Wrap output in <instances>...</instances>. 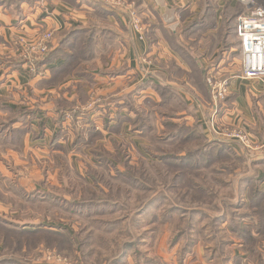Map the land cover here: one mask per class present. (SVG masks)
<instances>
[{
    "label": "rangeland",
    "instance_id": "obj_1",
    "mask_svg": "<svg viewBox=\"0 0 264 264\" xmlns=\"http://www.w3.org/2000/svg\"><path fill=\"white\" fill-rule=\"evenodd\" d=\"M244 3L248 8V0ZM137 19L141 30L130 22L131 27L144 32ZM229 33L219 43L204 42L219 47L216 55L202 57L207 68L196 57H186L191 67L186 71L168 56H138L136 88L120 95L98 92L93 73L99 62L112 58L108 43L106 48L98 38L77 43L79 55L67 58V65L58 66L65 70L50 72L43 83L57 87L42 98L54 104L55 139L66 144L56 146L50 162L40 157L38 168L12 160L0 168V214L19 224L65 231L41 233L39 244L6 239L0 264H264V81L235 77L241 71L240 47L232 29ZM178 43L190 49L192 42ZM18 47L23 55L16 59L40 56L23 52L19 40ZM221 58L224 67L218 65ZM210 76L258 92L245 94L247 110L232 114L231 124L224 122L228 117L221 120L225 110L213 115L211 90L201 82ZM68 77L72 81L58 88ZM190 82L199 96L193 103L184 99L193 93ZM228 96L227 85L222 108L231 106ZM42 104L34 101L30 112ZM208 108L205 129L197 114ZM177 157L184 165L176 166ZM36 169L39 186L48 190L39 187L44 194L29 199L20 191L19 177L32 184ZM250 198L260 207H252Z\"/></svg>",
    "mask_w": 264,
    "mask_h": 264
},
{
    "label": "crops",
    "instance_id": "obj_2",
    "mask_svg": "<svg viewBox=\"0 0 264 264\" xmlns=\"http://www.w3.org/2000/svg\"><path fill=\"white\" fill-rule=\"evenodd\" d=\"M244 1L0 0V122L5 123V127L0 129V155L1 151H5V154L1 155L3 158L0 156V168L2 165L7 166L11 160L14 164L30 162L33 169L34 167L38 168L40 157H45L43 160L46 163L50 162V157L56 152V146L66 144L55 139L58 130L52 121L55 107L53 103L50 105L43 99L47 93L56 92V86L44 87L43 83L49 79L51 69L60 66L64 59L59 57L52 62L42 64L38 71L44 72L45 76L41 78V72L37 71L39 74L32 72V66L28 62L16 59L18 54L23 55L18 47L20 38L32 40L41 31L52 30L54 38L50 45L51 49H54L57 45L56 40L63 31L74 28L85 29L78 39L98 38L104 42L105 48L108 43L107 48L110 49L112 57L108 60L105 58L103 63L99 62L93 70L96 75L98 92L103 95L110 92L120 95L126 90L131 92L136 88L139 69L136 58L140 55L156 53L165 59L168 56L170 60H173L172 64L180 65L182 70L186 71L191 68L185 61L186 57L191 58L192 61L196 57L199 59V64L207 68L208 63L204 62L202 57L206 54L216 55L215 52L219 47L215 50L209 48L204 42L210 39L215 42L218 40L216 43H219L220 38L227 37L226 24L233 26L235 16L247 9ZM132 9H135L133 11L140 18L144 32L139 33L131 27L129 11ZM184 39L192 42L190 49L173 46ZM170 40L177 42L173 41L171 45ZM230 50L233 49L230 48ZM221 53L222 57H225L228 52L222 50ZM213 57L210 59L212 60ZM224 62L225 59L221 58L218 65L223 66ZM122 66H124V70ZM223 67L222 69H224ZM149 68L153 71L152 66ZM105 70L112 71L113 74ZM122 70L123 73H121ZM139 73H141L140 70ZM235 77L243 79L239 75ZM170 78L175 80L173 76ZM72 79L71 77L66 78L58 88L67 86ZM150 80L151 84L157 82L154 79ZM187 84L189 88L194 89L190 94L193 96L184 94V99L187 103L189 101L193 103L194 99L197 100L199 97L197 87L192 82ZM238 88L231 83L228 84V98L231 100V106L222 108L226 113L221 118V120H225V117H228L229 121H224L228 124L232 122L230 117L233 116L232 114L247 110L248 102L245 94L248 95L249 91L252 95L258 93L251 89L243 91ZM240 96L242 100L239 103L244 102L243 107L238 103ZM37 100L40 103L43 101V104L34 113H31L34 101ZM227 101L229 102V100ZM207 110L209 108L204 109L202 114H197V121L205 129L208 128L206 116L209 113ZM23 111L26 113L24 114ZM209 120L211 122V118ZM214 132L217 130L215 129ZM42 153L45 155L40 156ZM260 161L264 162V153ZM10 166L12 165H9V168ZM33 173L30 180L32 184L28 183L29 179L21 178L22 175L19 177L20 191L26 198L39 199L44 194L40 193V189H38L40 187L38 184L41 177L40 171L36 169L33 170ZM1 182L2 180H0ZM47 182L55 184V179L51 180V177H48ZM41 190L48 189L41 188ZM222 228H224L223 225L220 230Z\"/></svg>",
    "mask_w": 264,
    "mask_h": 264
},
{
    "label": "built area",
    "instance_id": "obj_3",
    "mask_svg": "<svg viewBox=\"0 0 264 264\" xmlns=\"http://www.w3.org/2000/svg\"><path fill=\"white\" fill-rule=\"evenodd\" d=\"M129 20L133 28L140 31L139 21L135 11H129ZM235 35L239 40L241 71L243 79H258L264 81V6L248 0L247 11L239 14L235 20ZM53 38L52 30H43L32 40L19 39L24 52L34 55H42L49 49ZM207 83L211 88L213 103V115L222 109L220 101L225 98L227 91V79H216L210 76ZM214 120V116L211 117ZM234 135V134H232ZM240 137L239 135H234ZM241 139V138H240ZM245 141V139H241Z\"/></svg>",
    "mask_w": 264,
    "mask_h": 264
},
{
    "label": "trees",
    "instance_id": "obj_4",
    "mask_svg": "<svg viewBox=\"0 0 264 264\" xmlns=\"http://www.w3.org/2000/svg\"><path fill=\"white\" fill-rule=\"evenodd\" d=\"M257 1L259 3H261V5L262 4L264 5V0H257ZM235 18H236V16H235ZM226 27H227L226 31L228 32L226 36H228L230 34L229 33L230 29H232V34L233 33L235 34V20L233 22V26L226 24ZM82 32H85V29L74 28V29H68L66 31H63L62 33H60L57 45L54 49H51V47H50L46 53L40 55L37 59L20 58L19 60L21 62H28V64H30L32 66V69H33L32 72L38 71L39 67H41L42 64L47 63V62H52L55 58H59V57H62L64 59V62L62 64H64L63 66H65L68 64L67 58L72 57V56H77L78 52L74 53V50H75L74 48L78 46L77 43H79L80 41H83L84 39L87 41L91 40L90 38L78 39L79 35H81ZM173 46H175L176 48H186L184 46L181 47L179 45V43H177ZM239 52H240V48H239ZM59 68L60 67H55V68L51 69V72H53V74L55 75L56 73L65 70V68L64 69L63 68L59 69ZM201 82H203L202 86H205L208 89V91L211 90L210 86L207 85L205 78ZM158 159H161L162 161L163 160L166 161L165 157H158ZM174 159L177 162L176 166L184 165V163L182 164V162H180L181 160H179V157L174 158ZM178 176H179V174L175 175L173 177V179L175 180ZM259 191L260 190L257 188L256 192H259ZM260 192H262V191H260ZM256 199H260V198H256ZM250 201L252 202L251 203L252 207H255V206L260 207L259 203H257L255 199L252 200V198H250ZM64 231H65V229L60 228V227L50 228V227H45L44 225H40V224H38V225L19 224V223L15 222L14 220L6 218L4 215L0 214V248H2L4 246L3 244L6 243V239H9L12 237L20 239V241H26L27 240V241L34 242L36 240V241H38V244H39L40 243L39 238H40L41 233H47V234H50V236H56L58 234H61ZM13 241H14V239H13ZM38 244H35V245L32 244L31 247L34 248ZM19 246H21V245H19Z\"/></svg>",
    "mask_w": 264,
    "mask_h": 264
},
{
    "label": "water",
    "instance_id": "obj_5",
    "mask_svg": "<svg viewBox=\"0 0 264 264\" xmlns=\"http://www.w3.org/2000/svg\"><path fill=\"white\" fill-rule=\"evenodd\" d=\"M262 157V156H261Z\"/></svg>",
    "mask_w": 264,
    "mask_h": 264
}]
</instances>
